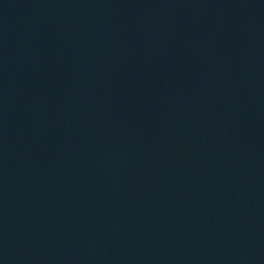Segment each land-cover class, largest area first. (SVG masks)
I'll return each mask as SVG.
<instances>
[{
	"label": "water",
	"instance_id": "1",
	"mask_svg": "<svg viewBox=\"0 0 264 264\" xmlns=\"http://www.w3.org/2000/svg\"><path fill=\"white\" fill-rule=\"evenodd\" d=\"M0 264H264V0H0Z\"/></svg>",
	"mask_w": 264,
	"mask_h": 264
}]
</instances>
